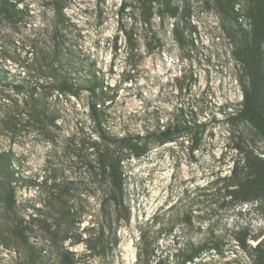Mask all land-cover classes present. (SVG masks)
Segmentation results:
<instances>
[{
  "label": "rangeland",
  "instance_id": "1",
  "mask_svg": "<svg viewBox=\"0 0 264 264\" xmlns=\"http://www.w3.org/2000/svg\"><path fill=\"white\" fill-rule=\"evenodd\" d=\"M13 1L28 16L3 65L23 77L26 45L47 0ZM174 2L185 23L180 45L172 19L161 23L155 14L145 27L136 11L118 12L121 0H66L81 87L77 97L44 95L51 140L21 111L5 109L11 93L0 94V264H264V209L224 204L221 181L242 158L236 144L264 159L263 115L239 114L241 83L251 77L230 37L239 25L264 76V0H232L228 13L206 0ZM120 18L127 31L135 22L133 51ZM93 81L107 96L97 105L103 129L146 149L139 157L120 149L116 207L105 202L110 185L97 170L102 146L87 92ZM193 121L205 125L193 153L185 135L163 145L149 136Z\"/></svg>",
  "mask_w": 264,
  "mask_h": 264
},
{
  "label": "trees",
  "instance_id": "2",
  "mask_svg": "<svg viewBox=\"0 0 264 264\" xmlns=\"http://www.w3.org/2000/svg\"><path fill=\"white\" fill-rule=\"evenodd\" d=\"M206 1L212 4L219 13L221 11L228 13L233 8L232 0ZM65 6L66 0H47L41 15V22L36 27L37 33L26 45L28 50L23 60L25 71L21 77L20 74L15 76L8 72L4 68L3 62L8 59L7 45L19 27L27 22L28 12L18 8L17 3L13 0H0V94L5 92L12 94V97L9 96L10 99L6 98L8 101L3 105L5 104V109L14 108L25 114L27 120L31 121L41 134H45V138L48 140L51 139L47 128L54 123V118L50 115L48 103L43 101L44 95L56 93L64 97H77L81 87V79L78 77L75 62L71 57L72 51L68 44V35L73 23L64 12ZM126 8H130L132 14L136 11L141 26L145 27H150V20L155 14L161 23L165 19H172L171 27L175 41L180 45L184 40L185 23L178 18L179 7L174 0H121L118 12L121 14ZM131 26L127 31L121 18L118 21V27L124 35L128 49L133 51L137 45L133 34L135 22ZM232 32L230 37L235 43L232 54L235 60L246 68L251 77L248 86L240 81L242 100L239 114L245 116L256 109V116L257 114L260 117L263 115L261 120L264 122V100L259 97V93L264 92V76L263 70L254 59L256 47L254 49L245 45L248 39L239 25ZM253 39L255 41L256 37ZM87 92L89 114L102 146L96 161L97 170H99L100 176L107 178L110 185L104 197L105 202H110L115 207L120 206L123 195L120 149L125 146L129 150V154L134 157L145 154L146 149H141L137 143H132V140L128 138L115 139L103 129L98 117L97 105L107 96L101 82L93 81ZM18 97L20 101H18ZM204 130V124L195 121L183 122L163 127L162 130L149 136L153 137L158 145H163L185 135L189 141V152L193 153L201 144ZM235 149L239 155H242V158L234 162L228 176L221 178L223 181L222 197L229 198L224 204L236 207L243 203H252L255 204L254 210L259 212L260 209H264V181L262 179L264 159L257 157L250 149H243L241 144H236ZM240 164L241 166H239ZM238 242L242 247L245 246L244 241L238 240ZM261 254L260 256L264 259V249ZM254 264H256V259Z\"/></svg>",
  "mask_w": 264,
  "mask_h": 264
}]
</instances>
